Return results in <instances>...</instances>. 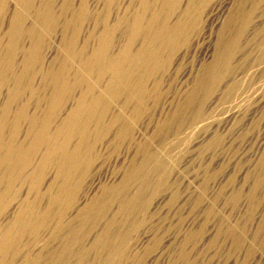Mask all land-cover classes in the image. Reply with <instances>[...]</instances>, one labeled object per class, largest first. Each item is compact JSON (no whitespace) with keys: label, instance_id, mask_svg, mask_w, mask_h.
Wrapping results in <instances>:
<instances>
[{"label":"bare ground","instance_id":"6f19581e","mask_svg":"<svg viewBox=\"0 0 264 264\" xmlns=\"http://www.w3.org/2000/svg\"><path fill=\"white\" fill-rule=\"evenodd\" d=\"M92 1L93 7L89 0H0V21L12 4L4 29L6 42L0 39V92L6 90L0 102V213L9 210L11 226L20 229L19 236L43 229L55 217V235L66 228L73 236L72 243L81 246L82 228L90 221L104 218L113 196L120 198V211H127V206L146 189L164 187L169 174L162 172L160 166L163 154L169 153L174 144L165 141L161 154L150 153L144 143H139L136 148L140 160L132 158L133 163L120 183L104 187L100 195L77 210L73 219L79 221V226L62 222V213L56 210L62 201L68 208L73 206L79 179L91 168L97 144L113 126L117 127L115 138L131 135L150 95L162 86L157 74L170 66L177 47L187 41L189 30L197 24L201 7L208 0H188L172 24L169 18L179 10L180 0H140L139 11L128 24L127 41L114 54L110 53L113 25L108 24L113 0ZM99 1H104L102 13L96 8ZM235 2L236 7L223 22L213 61L201 67L174 115L163 124V129L175 127L176 137L204 119L209 97L233 71L232 62L241 50V39L264 0ZM85 23L92 27L87 40L97 42L90 52L87 40L79 46ZM59 24L61 39L56 55L46 61L42 52L45 38ZM97 25H103L98 35ZM257 35L261 41L257 42L256 63L264 66V26ZM137 41L139 46L134 49ZM246 61L243 59L240 64ZM250 71L252 68L247 67L243 75ZM238 85V79H234L225 85L223 93L232 96ZM117 101L123 103L113 114L111 109ZM24 122L26 129L22 134ZM38 152L40 158H36ZM49 168L56 170L57 192L52 193L50 185L39 195L36 191ZM134 180H140L141 186L129 198V184ZM16 183L27 186L25 196L8 209L5 200ZM42 201L45 206L41 209L38 205ZM113 224V219L106 222L90 246L113 250V245L120 244ZM11 229L0 223V264L5 263L16 245ZM67 254H58L50 264H65ZM85 256L86 251L82 250L81 257Z\"/></svg>","mask_w":264,"mask_h":264},{"label":"rangeland","instance_id":"374dc122","mask_svg":"<svg viewBox=\"0 0 264 264\" xmlns=\"http://www.w3.org/2000/svg\"><path fill=\"white\" fill-rule=\"evenodd\" d=\"M139 1L113 0L108 20L113 25L110 53H117L126 43L128 24L139 11ZM187 1L180 0L179 10L169 18L170 24L179 17ZM235 1L208 0L201 4L197 24L189 30L187 41L177 47L170 66L157 74L162 86L150 95L143 114L132 126L131 135L117 139V127L113 126L97 144L91 168L79 179L73 206L68 208L62 201L56 210L62 213V222L79 226V221L73 219L77 210L93 196L100 195L104 187L120 183L133 163L132 158L140 160L136 148L139 143H144L150 153L161 154L160 147L165 141L174 144L169 153L163 154L160 166L162 172L169 173L165 186L146 189L124 212L120 211V198L113 196L104 218L90 221L82 228L81 246L72 243L73 236L66 228L55 235V217L43 229L29 230L19 236L20 229L11 226L9 210L0 213V223L12 227L11 234L16 239L15 248L7 254L4 264H50L63 252L68 253L65 264H264V66L256 63L257 45L261 41L257 32L264 26V2L253 14L241 39V50L232 62L233 71L209 97L204 119L195 128L183 130L178 137L175 127L163 129L201 67L213 61L223 22L236 7ZM89 3L94 6L92 0ZM103 4L104 1L97 3L99 13L104 10ZM10 9L12 4L0 21L3 43ZM102 27L97 25V35ZM91 31L92 27L86 23L82 26L79 46ZM60 33L61 24L48 32L42 49L46 61L56 55ZM96 43V39L88 41V52ZM138 46L137 41L134 49ZM243 59L247 61L242 65ZM247 67L252 71L243 75ZM234 79H238L239 90L227 96L224 87ZM151 84L148 83L149 87ZM5 95L6 90H1L0 102ZM122 103L113 104V114ZM25 129L24 122L22 134ZM39 153L36 158H40ZM55 172V168L45 172L36 191L39 195L50 185V191L57 192ZM157 180L153 181L157 183ZM129 185L130 198L140 188V180ZM26 189L27 186L16 183L5 200L8 209L25 196ZM38 206L42 209L45 201ZM110 219L120 244L113 245V250L91 247L92 240ZM82 250L86 251L84 258Z\"/></svg>","mask_w":264,"mask_h":264}]
</instances>
